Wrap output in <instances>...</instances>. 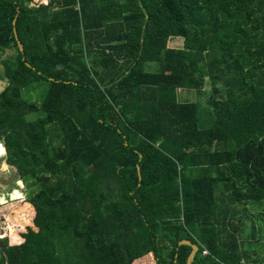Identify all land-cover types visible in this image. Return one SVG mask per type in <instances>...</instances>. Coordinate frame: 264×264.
Segmentation results:
<instances>
[{"label":"trees","instance_id":"trees-1","mask_svg":"<svg viewBox=\"0 0 264 264\" xmlns=\"http://www.w3.org/2000/svg\"><path fill=\"white\" fill-rule=\"evenodd\" d=\"M31 3L0 0V158L27 189L0 264H187L183 240L264 263V0Z\"/></svg>","mask_w":264,"mask_h":264},{"label":"rangeland","instance_id":"rangeland-1","mask_svg":"<svg viewBox=\"0 0 264 264\" xmlns=\"http://www.w3.org/2000/svg\"><path fill=\"white\" fill-rule=\"evenodd\" d=\"M47 2H50V0H32L31 5L32 6H38L41 4L46 5ZM1 67H2V64L0 62V68ZM207 87L209 89L205 88L203 93L199 94V97H198V94H194V92H191L190 97H187L185 93L181 94V97L184 100L197 101V102H201L202 104L206 103L207 100H205V99H208V96H206V93H209V91L212 90L210 85H208ZM37 89H38L37 91L39 93H42V88H40L38 86ZM37 91L34 89L28 90L27 97L32 98V100L34 102H39L40 101V94H38ZM183 99H181L182 102L184 101ZM209 111H210V109H209ZM207 116H208L207 107H206V105H202V110L200 113V119H201V126H203V127H207L211 123L210 120L207 122V120H208ZM205 119H206V121H205ZM0 143L2 146H4L2 142H0ZM5 152H6V149H5ZM3 163H6V153H5V155H3L0 158V205L1 204L6 205V203L9 204V203H12V201H16V200H19L22 198H23L22 200H25L27 189L25 188V185L23 184V182L21 183L20 190L14 191L15 189L18 188V186H17L18 185V176H17L16 169L11 167L10 165H8L9 166L8 170L6 172H4L2 170ZM4 195H8V197H6ZM0 228H2L1 223H0ZM259 234L262 237L264 236V224H262L260 226ZM3 236L4 235H2L1 237H3ZM260 240L261 241L259 244H255V245H253L252 248L251 247H249V248H251L252 250H254L256 252L258 258L259 257L264 258V237L262 239L260 238ZM261 264H264V263H261Z\"/></svg>","mask_w":264,"mask_h":264},{"label":"water","instance_id":"water-1","mask_svg":"<svg viewBox=\"0 0 264 264\" xmlns=\"http://www.w3.org/2000/svg\"><path fill=\"white\" fill-rule=\"evenodd\" d=\"M15 24H16V21H14V25H15ZM14 33H15V37H16V40H17L18 46H19L21 52H23V51H24V46L22 45V43H21V41H20V39H19V37H18V34H17L16 29L14 30ZM138 168H139V165H138ZM139 175H140V178H141L140 170H139ZM1 243L3 244V242H1ZM179 245H180V246H182V245H187V246H190V247L192 248V251H191V253H190L189 257H188V260H187V264H192L195 255H196V254L198 253V251H199V246L196 245V244H194V243H192V242L189 241V240H183V241H181V242L179 243Z\"/></svg>","mask_w":264,"mask_h":264},{"label":"crops","instance_id":"crops-1","mask_svg":"<svg viewBox=\"0 0 264 264\" xmlns=\"http://www.w3.org/2000/svg\"><path fill=\"white\" fill-rule=\"evenodd\" d=\"M170 46H173V47H177V46H181L182 44H184V41L182 42V40L181 39H178V40H175V41H171L170 43ZM1 82H3V81H1ZM191 92H194V94H198V97H199V94H200V92L199 91H195V90H184L183 91V93H185L186 94V96L187 97H190V94H191ZM195 97V96H194ZM181 99H183L182 97H181ZM194 99V98H193ZM4 145V144H3ZM6 153V152H5ZM2 157V156H1ZM4 196H6V197H8V195H4ZM3 196V197H4ZM5 197V198H6ZM7 204V203H6ZM3 205H5V204H1L0 206H3ZM1 232L3 233L4 232V227H2L1 228Z\"/></svg>","mask_w":264,"mask_h":264},{"label":"clouds","instance_id":"clouds-1","mask_svg":"<svg viewBox=\"0 0 264 264\" xmlns=\"http://www.w3.org/2000/svg\"><path fill=\"white\" fill-rule=\"evenodd\" d=\"M2 153H3V148L0 147V154H2ZM14 242H15V243H22L23 241L15 240Z\"/></svg>","mask_w":264,"mask_h":264},{"label":"built area","instance_id":"built-area-1","mask_svg":"<svg viewBox=\"0 0 264 264\" xmlns=\"http://www.w3.org/2000/svg\"><path fill=\"white\" fill-rule=\"evenodd\" d=\"M208 254V251H204V255H207Z\"/></svg>","mask_w":264,"mask_h":264}]
</instances>
